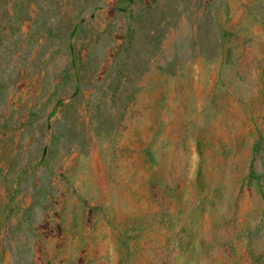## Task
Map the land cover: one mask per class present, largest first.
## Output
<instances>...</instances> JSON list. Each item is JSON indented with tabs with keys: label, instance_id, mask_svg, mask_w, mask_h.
Here are the masks:
<instances>
[{
	"label": "rangeland",
	"instance_id": "374dc122",
	"mask_svg": "<svg viewBox=\"0 0 264 264\" xmlns=\"http://www.w3.org/2000/svg\"><path fill=\"white\" fill-rule=\"evenodd\" d=\"M0 264H264V0H0Z\"/></svg>",
	"mask_w": 264,
	"mask_h": 264
}]
</instances>
